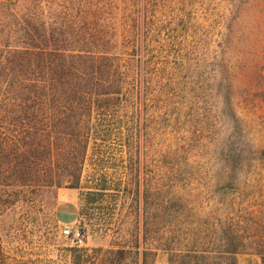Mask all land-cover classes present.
<instances>
[{
    "label": "rangeland",
    "instance_id": "1",
    "mask_svg": "<svg viewBox=\"0 0 264 264\" xmlns=\"http://www.w3.org/2000/svg\"><path fill=\"white\" fill-rule=\"evenodd\" d=\"M41 1L48 11L78 3ZM93 1L132 24L125 1ZM140 1L155 62L140 110L123 111V137L109 139L103 157L92 144L80 189L30 200L4 219L0 264H73L125 243L139 252L130 264H195L175 256L188 252L226 264L235 249H247L239 264H261L234 230L264 215V0ZM97 183L106 194L89 205L83 193ZM66 225L82 231L83 245Z\"/></svg>",
    "mask_w": 264,
    "mask_h": 264
},
{
    "label": "trees",
    "instance_id": "2",
    "mask_svg": "<svg viewBox=\"0 0 264 264\" xmlns=\"http://www.w3.org/2000/svg\"><path fill=\"white\" fill-rule=\"evenodd\" d=\"M77 1L53 11L41 0L0 1V246L2 222L15 208L82 187L92 144L100 152L109 139H122L123 111L140 110L150 84L147 68L155 62L148 60L141 1L120 0L128 5L129 27L120 24L117 7L105 12L100 1ZM106 189L89 187L85 203L93 205ZM234 240L264 264V215L255 212L234 230ZM129 246L86 250L73 264H130L139 252ZM246 250L228 251L226 264H239ZM175 256L195 264L210 258Z\"/></svg>",
    "mask_w": 264,
    "mask_h": 264
},
{
    "label": "built area",
    "instance_id": "3",
    "mask_svg": "<svg viewBox=\"0 0 264 264\" xmlns=\"http://www.w3.org/2000/svg\"><path fill=\"white\" fill-rule=\"evenodd\" d=\"M64 234L66 235H72L74 241L78 246L83 245L84 243V235L82 231L78 228H75L73 225H66L64 227Z\"/></svg>",
    "mask_w": 264,
    "mask_h": 264
}]
</instances>
